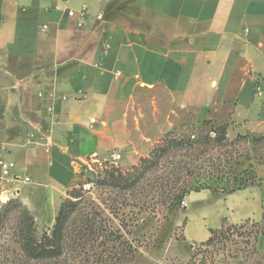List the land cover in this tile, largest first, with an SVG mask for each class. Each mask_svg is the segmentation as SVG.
<instances>
[{
	"label": "crops",
	"instance_id": "obj_1",
	"mask_svg": "<svg viewBox=\"0 0 264 264\" xmlns=\"http://www.w3.org/2000/svg\"><path fill=\"white\" fill-rule=\"evenodd\" d=\"M258 84L264 0H0V160L39 186L69 188L90 158L134 165L188 122L264 141ZM14 183L1 181L0 197L20 194ZM248 190L258 219L226 216L219 228L260 220L264 191L210 190L232 211Z\"/></svg>",
	"mask_w": 264,
	"mask_h": 264
},
{
	"label": "rangeland",
	"instance_id": "obj_2",
	"mask_svg": "<svg viewBox=\"0 0 264 264\" xmlns=\"http://www.w3.org/2000/svg\"><path fill=\"white\" fill-rule=\"evenodd\" d=\"M221 132L220 123L211 119L176 128L157 146L170 140L179 145L135 184L121 183L119 175L136 177L133 166L149 155L134 165L85 160L69 188L15 182L20 194L0 197V264L264 263L254 240L256 230L264 228V215L236 224L227 239L201 245L226 216L235 220L253 214L258 219L259 214L258 203L244 202L251 191L230 199L236 205L232 211L229 201L211 189L224 193L257 186L264 191V141L234 134L219 139ZM5 182L9 188L14 181ZM69 200L76 205L65 226L62 255L40 260L26 256L22 231L37 239L51 233L60 207Z\"/></svg>",
	"mask_w": 264,
	"mask_h": 264
},
{
	"label": "trees",
	"instance_id": "obj_3",
	"mask_svg": "<svg viewBox=\"0 0 264 264\" xmlns=\"http://www.w3.org/2000/svg\"><path fill=\"white\" fill-rule=\"evenodd\" d=\"M220 128L222 131L221 132L222 137H219V139L220 138L222 139L224 136L226 137V125L220 124ZM257 139H261V138H257ZM177 145H179V142L170 140L165 145L162 144L156 146L151 151L148 157L141 158L140 163L133 166L135 172L131 175L132 177L136 175V177H133L132 179L129 180L127 174L126 175L120 174L119 175L120 176L119 180H121L120 182L128 184V181H130L131 184H135L136 181L141 176H143L150 168L156 166L159 163L160 159L169 151V149ZM128 174L130 175V172ZM211 190L217 192L216 190L213 189ZM235 190L237 189L232 188V191ZM224 193H228V192H224ZM75 205H76L75 202L72 200H69L66 203H64L60 207L59 212L55 218V223L53 225V229L51 233H44L40 239H37L32 233L22 231L21 247L24 253L26 254V256H28L31 259L40 260V259L56 258L62 255L65 226L69 220L70 215L75 210ZM234 227L235 225H228L226 227L223 226L218 229H211L210 237L206 241L201 242V245H213L216 242L222 241L223 239H227L228 237L231 236L230 231ZM261 235H264L263 227H260L256 230V234L254 235L255 242H257L258 238ZM248 236L250 237L251 234H248Z\"/></svg>",
	"mask_w": 264,
	"mask_h": 264
},
{
	"label": "built area",
	"instance_id": "obj_4",
	"mask_svg": "<svg viewBox=\"0 0 264 264\" xmlns=\"http://www.w3.org/2000/svg\"><path fill=\"white\" fill-rule=\"evenodd\" d=\"M69 15L70 16H75L77 15V12L73 9L69 10L68 11ZM88 13V8L87 6H83L81 11L79 12L78 16H79V22H78V25L81 26L83 24V20L85 18V16L87 15ZM49 28L48 24L46 23H43L41 25V30L42 31H47ZM256 93L261 96V95H264V90L263 88L260 86V84L257 85L256 87ZM1 148H3V146H1ZM46 150L49 151L50 148L46 147ZM0 166H1V172H2V175L0 177V182L1 181H5V180H10V181H23V182H31L32 179L30 176L28 175H20L16 172V168H17V163L12 161V160H6V159H1L0 160ZM182 204H183V207L184 206H187L188 204V200L184 199L182 201Z\"/></svg>",
	"mask_w": 264,
	"mask_h": 264
},
{
	"label": "bare ground",
	"instance_id": "obj_5",
	"mask_svg": "<svg viewBox=\"0 0 264 264\" xmlns=\"http://www.w3.org/2000/svg\"><path fill=\"white\" fill-rule=\"evenodd\" d=\"M1 199H2V200H6V199H7L6 194L1 195Z\"/></svg>",
	"mask_w": 264,
	"mask_h": 264
}]
</instances>
